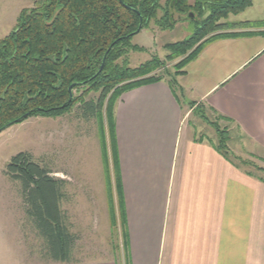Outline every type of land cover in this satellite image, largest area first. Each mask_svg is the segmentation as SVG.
<instances>
[{"label": "crops", "instance_id": "crops-1", "mask_svg": "<svg viewBox=\"0 0 264 264\" xmlns=\"http://www.w3.org/2000/svg\"><path fill=\"white\" fill-rule=\"evenodd\" d=\"M176 82L127 91L114 110L128 264H264V182L190 125L195 103L264 155V35L209 43Z\"/></svg>", "mask_w": 264, "mask_h": 264}, {"label": "trees", "instance_id": "trees-1", "mask_svg": "<svg viewBox=\"0 0 264 264\" xmlns=\"http://www.w3.org/2000/svg\"><path fill=\"white\" fill-rule=\"evenodd\" d=\"M252 5L253 0H196L192 6L187 0H167L165 8L161 0H36L34 7L20 12L13 31L0 39V133L33 117L64 116L78 104L87 120L99 118L105 110L106 125L100 123L99 128L109 215L116 227V194L118 216L124 224L114 110L125 92L164 80L157 73L164 67L159 59L153 58L137 68L126 66L125 61L119 63L129 51L144 50L131 44L141 21L142 30L152 21L165 30L175 25L173 12L191 9L202 17L190 38L166 46L171 52L168 60L184 56L176 65V86V76L183 74L209 43L221 38L264 35V20L221 22ZM161 10L164 14L159 19ZM72 85L75 87L70 92ZM92 93L98 95L97 100H88ZM220 119L228 120L222 116ZM208 124L217 138V142H210L226 159L242 169L254 167L264 174V168L231 154L227 126L217 121ZM6 175L21 186L26 216L43 240L46 258L54 263L76 262L77 236L70 230L62 208L68 199V182L53 177L52 171L42 167L29 152L12 157ZM256 177L264 182V177ZM124 252L128 264L125 241Z\"/></svg>", "mask_w": 264, "mask_h": 264}, {"label": "rangeland", "instance_id": "rangeland-1", "mask_svg": "<svg viewBox=\"0 0 264 264\" xmlns=\"http://www.w3.org/2000/svg\"><path fill=\"white\" fill-rule=\"evenodd\" d=\"M166 2L161 0L164 8ZM195 2L187 0L191 6ZM253 2V7L238 15L232 14L221 22L233 24L264 20V0ZM35 4L36 0H0V39L13 31L20 12ZM163 14L161 10L158 18H162ZM172 15L176 21L173 28L164 30L152 21L131 40L132 45H138L144 50L129 51L119 63L125 61L126 66L137 68L153 58L159 59L164 67L157 73L172 81L171 84L175 86L173 78L178 71L176 65L184 56L168 60L171 52L166 46L190 38L200 26L202 17L191 9L184 13L176 11ZM97 98L98 95L92 93L88 100ZM182 102L187 104L183 99ZM190 106L193 108L190 125L199 135L203 134L217 142L215 130L208 124L209 121L227 126L231 135V154L264 168L262 152L255 149L239 132L231 130V124L195 103H190ZM83 112L84 109L78 104L64 116L33 117L0 133V264H56L44 255L43 240L26 216L20 184L11 181L6 175L7 164L20 152L31 153L36 162L52 171L53 177L68 182V199L63 202L62 208L67 214L70 230L77 236L74 259L79 263L111 261L125 264L124 226L118 216L120 213L116 194L117 226L112 225L103 169L99 127L100 123L106 125V112L103 110L99 118L93 117L90 120L84 117ZM203 116L208 117L209 121ZM250 151L255 154L252 155ZM235 162L238 164V161ZM244 170L264 177L254 167H244Z\"/></svg>", "mask_w": 264, "mask_h": 264}, {"label": "water", "instance_id": "water-1", "mask_svg": "<svg viewBox=\"0 0 264 264\" xmlns=\"http://www.w3.org/2000/svg\"><path fill=\"white\" fill-rule=\"evenodd\" d=\"M190 17L193 18V15H191ZM141 31H142V21H141V24H140L138 30L135 32V34H138V33H140ZM102 69H103V66L101 67L100 71H102ZM74 87H75V85H72V86L70 87L69 91L72 92V89H73Z\"/></svg>", "mask_w": 264, "mask_h": 264}]
</instances>
